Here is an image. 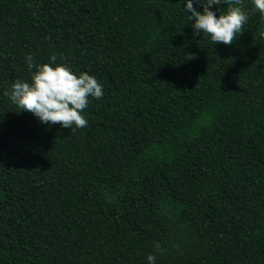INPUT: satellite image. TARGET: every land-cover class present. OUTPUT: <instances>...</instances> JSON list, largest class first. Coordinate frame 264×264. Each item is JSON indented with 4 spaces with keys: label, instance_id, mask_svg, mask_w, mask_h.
<instances>
[{
    "label": "trees",
    "instance_id": "trees-1",
    "mask_svg": "<svg viewBox=\"0 0 264 264\" xmlns=\"http://www.w3.org/2000/svg\"><path fill=\"white\" fill-rule=\"evenodd\" d=\"M186 3L0 0V264H264V19L214 44ZM29 55L96 78L86 127L4 95Z\"/></svg>",
    "mask_w": 264,
    "mask_h": 264
},
{
    "label": "clouds",
    "instance_id": "clouds-1",
    "mask_svg": "<svg viewBox=\"0 0 264 264\" xmlns=\"http://www.w3.org/2000/svg\"><path fill=\"white\" fill-rule=\"evenodd\" d=\"M224 2L228 4L227 12L221 13L217 18L211 8L219 5L221 0H207L206 4L199 0L202 12L194 7L193 0H187L184 9L189 13L188 20L193 22L194 35L207 34L214 44L234 43L236 34L242 33L248 16L241 6L242 0ZM252 2L264 19V0ZM26 59L29 70L36 69L31 72V83L17 80L11 91H6L4 95L9 96L12 103L21 110L37 117L41 123L59 124L71 131L86 127L88 121L81 112L87 107L89 96L96 99L103 96L102 86L96 78L87 72L77 76L66 65L57 64L54 55L49 63L43 64L33 63L31 55ZM147 259L150 264H154L153 255H149Z\"/></svg>",
    "mask_w": 264,
    "mask_h": 264
}]
</instances>
